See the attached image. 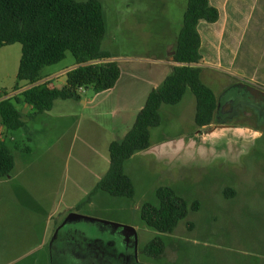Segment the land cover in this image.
Masks as SVG:
<instances>
[{
    "label": "rangeland",
    "instance_id": "rangeland-1",
    "mask_svg": "<svg viewBox=\"0 0 264 264\" xmlns=\"http://www.w3.org/2000/svg\"><path fill=\"white\" fill-rule=\"evenodd\" d=\"M99 1L105 20L101 48L120 68L115 86L102 92L83 88L79 98H59L48 115L25 119L26 132L10 131L16 138L12 155L17 157L28 150L30 157L21 159L32 160L42 154L39 164H45V160L52 164L46 170L41 165L38 179L57 180L66 188V194L54 201L42 199L47 203V214L59 220L74 205L81 216L96 222H71L67 230L75 225L81 230L65 235L61 231L57 237L55 232L49 233L53 221L35 219L33 227L40 232L39 239L46 226L50 228L47 243L65 239L62 258L49 259L47 249L37 248L38 240L21 235L18 250H5L0 264H264V110L239 104L243 94L237 89L223 92L221 88L228 84L224 77L208 79L200 75L223 104L210 127L199 130L195 125L196 102L189 89L178 104L161 105L160 124L149 130V148L124 163V173L134 187L132 199L104 194L105 199L86 203L80 190L76 195L71 193L76 191V182L87 181L81 186L87 190L95 180L94 174L104 176L109 167L105 142L123 139L132 128L137 107L144 105L147 95L160 88L171 74L166 64L174 52L187 6V0ZM8 50L16 57L21 45L8 46ZM72 65L74 58L67 53L65 59L46 67L43 73L61 75ZM12 77L5 78L6 85ZM59 78L63 81L64 75ZM60 84L54 80L55 86ZM82 100L90 102L83 105ZM59 116L65 117L62 125L67 127L62 136L59 128H54L53 117ZM98 125L104 130L97 131L99 138L94 142L87 127ZM85 141L92 149L85 146ZM55 150L61 151L58 157H54ZM160 187H170L184 199L188 214L172 233L161 236L166 250L155 260L144 254V248L158 233L145 226L140 213L146 203L157 205L155 193ZM225 190L232 193L226 196ZM76 198L82 202L75 203ZM193 202L198 203L197 210L190 208ZM113 225L135 230L134 248L126 243L123 228ZM19 226L24 229L27 220L21 219Z\"/></svg>",
    "mask_w": 264,
    "mask_h": 264
},
{
    "label": "trees",
    "instance_id": "trees-1",
    "mask_svg": "<svg viewBox=\"0 0 264 264\" xmlns=\"http://www.w3.org/2000/svg\"><path fill=\"white\" fill-rule=\"evenodd\" d=\"M218 11L209 0H187L176 46L171 74L163 85L152 90L136 115L132 128L121 141L108 146L109 167L96 183L90 196L101 192L115 198L132 199L134 187L124 173V163L134 154L146 151L150 144L149 130L160 124L161 105H176L187 89L195 98L194 123L199 130L210 127L217 116L219 100L200 78V23H215ZM105 36L103 8L99 0H0V49L21 45L16 84L11 91L0 90V124L7 131L25 126L20 107L34 111L27 119L51 111L57 99L79 98L78 89L96 92L112 89L120 77V68L101 46ZM70 53L73 68L65 72V85L51 88V81L40 84L46 67L53 66ZM24 83L25 88L20 84ZM28 151V150H27ZM14 156L6 144L0 143V179L10 176ZM230 190H225L227 196ZM157 205L144 204L140 218L158 235L144 248V254L159 259L165 253L162 235L170 234L188 214V203L170 187L156 190ZM192 210L198 209L193 202ZM192 229V224H187Z\"/></svg>",
    "mask_w": 264,
    "mask_h": 264
},
{
    "label": "crops",
    "instance_id": "crops-1",
    "mask_svg": "<svg viewBox=\"0 0 264 264\" xmlns=\"http://www.w3.org/2000/svg\"><path fill=\"white\" fill-rule=\"evenodd\" d=\"M209 2L212 7L217 9L219 17L215 23L203 22L198 26L201 40L200 53L202 56L199 64L201 75L205 74L208 79L224 77L222 80H227L228 84L225 87L226 89L224 87L221 88L223 92L224 90H226L225 92L227 90H235L239 88V84L251 85L264 90V0H209ZM20 55L18 54L15 57L13 52L8 50V46L0 49V90L11 91L15 86ZM166 65L171 71L173 67L177 66L173 61V52L169 54ZM203 69H206V71H203ZM213 70L218 73V76L213 74L215 73ZM65 72L62 71L60 73L64 75L63 81L59 78L61 75L58 73L54 75L44 74L45 79L40 84L42 85L46 81H51V88L60 89L65 85ZM10 74L13 75L12 79H9L11 83L6 85L5 78H10ZM54 80L61 81V84L55 86ZM20 85L25 88L24 83ZM89 102L88 100H82L83 105ZM142 107L143 105L137 107V113ZM20 111L25 119H27V116L33 113L34 110L27 105H23L20 107ZM48 113L50 112H46L44 115H48ZM38 116L34 117L33 120ZM64 118V116L53 117V120L56 121L54 128H59L61 136L67 132V127L62 125ZM27 127L28 123L26 122L25 126L19 130L26 132ZM89 130H91L95 142L99 138L97 131L104 130V128L99 125L97 128L94 126L87 127V134L90 132ZM15 140V136L10 131L5 130L0 124V143L6 144L11 151V146L15 143ZM98 141H101V139ZM84 143L85 146L87 145L86 147L92 149V146L87 144V141ZM106 144L109 146L110 143L105 142ZM21 152L19 156L14 157L15 166L10 176L0 179V262L2 263L4 260L5 250L6 252L7 250L8 252L14 251V249L18 250L21 235L25 236L26 239L38 240L37 248L43 251L47 249L49 251V259L53 260L56 257L61 259L63 248L67 245L64 242L65 239L58 242L55 238L53 241L47 243V234L55 232L58 237L61 231H65L64 235L66 233L69 234L71 231L74 234L77 233L81 229L76 225L72 226L71 230H67L70 228L67 225L60 229L58 227L70 213L79 214V211L76 206L71 205L68 207L69 211L59 220L53 219V216L47 214L45 211L47 203H43V200L50 198V200L54 201L57 196L60 195L62 197L66 194V188L62 187L60 181L57 180L38 179L37 172L42 170V166L46 170V167L50 166L52 162L45 160V164H39V159H41V156L43 157L42 154L32 160L27 158L21 159L22 157H30L31 155L29 151ZM60 152V150H55L54 157H58ZM34 165V170H32L31 168ZM94 175L95 180L91 181L89 189L86 190L83 187L81 189V186L88 183L87 181H78L75 183L76 191L72 190L71 193H75L76 195V192L80 190L79 192L83 194V198L87 199L86 203H90L91 199H105L104 193L101 192L90 196L94 186L103 176L102 174ZM80 200L81 198H76L74 202H82ZM22 212H28V214L22 216ZM42 218H47L48 223L53 221L54 227L49 232L50 228L46 226L43 229L42 238L39 239L37 234L39 235L40 232L33 226L36 225L35 219ZM21 219L27 220V226L24 229H21L19 226Z\"/></svg>",
    "mask_w": 264,
    "mask_h": 264
},
{
    "label": "water",
    "instance_id": "water-1",
    "mask_svg": "<svg viewBox=\"0 0 264 264\" xmlns=\"http://www.w3.org/2000/svg\"><path fill=\"white\" fill-rule=\"evenodd\" d=\"M239 87L245 88L249 92V94L252 97H254L255 99H264V90H261L259 88H256L255 86L246 85V84H239ZM78 220H87V221L96 222V220H94V219L81 216L77 213H70L65 218V220L62 222V224L58 227V229H60L61 227L65 226L71 222L78 221ZM113 226L123 228V231H125L127 234L133 235V237L135 238V242H136V232L133 228L121 226V225H113Z\"/></svg>",
    "mask_w": 264,
    "mask_h": 264
},
{
    "label": "flooded vegetation",
    "instance_id": "flooded-vegetation-1",
    "mask_svg": "<svg viewBox=\"0 0 264 264\" xmlns=\"http://www.w3.org/2000/svg\"><path fill=\"white\" fill-rule=\"evenodd\" d=\"M257 88V87H256ZM260 89V88H259ZM237 90H239L240 92H242L241 94H243V97L241 98V102L240 103H244L247 104L249 106H251L253 109H257L258 111H262L264 110V99H255L254 97H252L249 92L245 89V88H237ZM230 101H234V99H225V102H229ZM222 103L220 101L219 106H218V112H217V117L218 115L221 113V107H222ZM124 233V238L126 243H128L130 246H132L134 248L135 246V238L133 237V235L131 234H127L125 231H123ZM124 260H127V257H124Z\"/></svg>",
    "mask_w": 264,
    "mask_h": 264
},
{
    "label": "built area",
    "instance_id": "built-area-1",
    "mask_svg": "<svg viewBox=\"0 0 264 264\" xmlns=\"http://www.w3.org/2000/svg\"><path fill=\"white\" fill-rule=\"evenodd\" d=\"M78 93H84L83 88H79Z\"/></svg>",
    "mask_w": 264,
    "mask_h": 264
}]
</instances>
